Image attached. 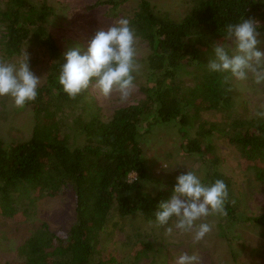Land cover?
Here are the masks:
<instances>
[{
	"label": "trees",
	"instance_id": "16d2710c",
	"mask_svg": "<svg viewBox=\"0 0 264 264\" xmlns=\"http://www.w3.org/2000/svg\"><path fill=\"white\" fill-rule=\"evenodd\" d=\"M128 1L97 4L116 9ZM188 3L176 19L149 0L139 1L128 19L136 37L150 49L144 75L138 71L134 80L145 98L107 117L90 88L72 98L58 83L64 51L49 25L55 7L44 0H0V60L20 56L30 45L48 57L46 82L38 87L37 98L26 104L36 118L31 138L10 145L0 139V209L8 216L26 210L29 218L40 198L66 190L76 197L73 227L58 233L43 222L18 244L22 264H116L115 257L99 249L100 234L114 215L141 214L155 220L158 203L170 197L172 187L155 194L143 189L148 170L141 128L147 120L177 121L187 140L184 150L204 153L207 159L215 147L211 137L220 133L239 151L240 165L264 185V116L247 114L234 77L207 69L212 45L224 41L227 24L254 18L264 34V0ZM208 110L222 112L225 119L208 122L202 114ZM69 128L84 136V144L71 141ZM216 179L226 183L230 194L221 223L225 235L241 223L264 230V210L246 215L232 179L211 162L205 182ZM146 252L141 248L137 257Z\"/></svg>",
	"mask_w": 264,
	"mask_h": 264
},
{
	"label": "rangeland",
	"instance_id": "374dc122",
	"mask_svg": "<svg viewBox=\"0 0 264 264\" xmlns=\"http://www.w3.org/2000/svg\"><path fill=\"white\" fill-rule=\"evenodd\" d=\"M44 1L56 9L49 25L65 52L78 45L86 49L97 30L107 29L120 17L130 18L140 0H129L116 9L108 4L98 5V0ZM149 1L176 19L181 18L189 6V0ZM260 33L264 41V34ZM260 47L264 48V43ZM136 51L138 71L144 75V59L150 53L148 43L137 38ZM24 55L29 57L30 68L40 78L41 86L46 82L48 57L36 45H30L22 55L8 61L16 62ZM234 80L247 114L264 116V83L256 84L251 73L246 80ZM90 90L107 117L116 109L139 103L145 98L139 83H134V90L126 102L120 101L117 92L105 97L94 88L90 87ZM235 111L241 113L238 107ZM202 114L208 122H222L225 119L224 114L217 110ZM35 122V113L30 106L18 108L10 97H0V139L7 145L31 138ZM142 127L143 158L148 170L143 182L146 193L155 194L159 188L172 187L175 177L184 171H195L205 182L212 162L232 179L243 200L242 210L246 215H257L264 210V185L240 165L239 151L220 133L216 132L211 137L215 147L211 158L207 159L204 153L184 150L187 140L177 121L164 124L147 120ZM67 132L72 142L84 144L83 135L73 128L67 129ZM75 198L71 190L54 197L40 198L29 218L26 210H18L8 216L0 209V264H22L17 257V246L43 222L58 233L70 230L76 221ZM204 219L212 225V230L197 242L191 234L175 229L171 222L170 225L160 226L155 220L144 219L141 214L127 217L114 215L100 234L99 249L105 256L115 257L118 260L116 264H176L178 255L193 251L201 257L200 264H264V230L251 223H241L228 228V235H225L221 227L222 217L209 216ZM169 226H173L172 235L166 234ZM143 247L147 248V252L137 257L138 250Z\"/></svg>",
	"mask_w": 264,
	"mask_h": 264
},
{
	"label": "clouds",
	"instance_id": "9594fccd",
	"mask_svg": "<svg viewBox=\"0 0 264 264\" xmlns=\"http://www.w3.org/2000/svg\"><path fill=\"white\" fill-rule=\"evenodd\" d=\"M259 22L241 17L226 26L223 42L212 45L207 69L211 73L228 74L237 80L248 79L252 74L256 84L264 83V48ZM137 37L127 17L116 19L107 29L101 28L81 46L69 48L59 64L58 83L72 98L91 88L108 97L119 93L126 102L134 90L135 73L139 70L136 55ZM228 77L226 76L225 79ZM40 78L30 68L29 57L24 55L16 62L0 60V97H10L13 104L24 107L38 96ZM229 191L222 179L204 182L195 171H184L175 177L171 195L161 200L155 211L160 226L174 225L182 233H189L201 241L212 230L204 218L227 215ZM173 234V226L166 228ZM176 264H200L201 257L193 251L183 252Z\"/></svg>",
	"mask_w": 264,
	"mask_h": 264
},
{
	"label": "built area",
	"instance_id": "2783aa9c",
	"mask_svg": "<svg viewBox=\"0 0 264 264\" xmlns=\"http://www.w3.org/2000/svg\"><path fill=\"white\" fill-rule=\"evenodd\" d=\"M131 179H132V180H136V179H137L136 174H132V175H131Z\"/></svg>",
	"mask_w": 264,
	"mask_h": 264
}]
</instances>
